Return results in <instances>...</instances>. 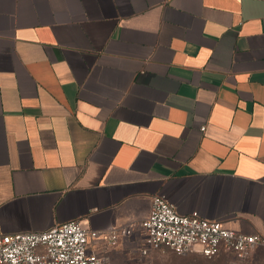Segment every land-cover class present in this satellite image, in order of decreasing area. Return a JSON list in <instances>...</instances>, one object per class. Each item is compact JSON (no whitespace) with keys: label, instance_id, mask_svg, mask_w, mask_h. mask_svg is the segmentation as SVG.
Returning <instances> with one entry per match:
<instances>
[{"label":"crops","instance_id":"obj_1","mask_svg":"<svg viewBox=\"0 0 264 264\" xmlns=\"http://www.w3.org/2000/svg\"><path fill=\"white\" fill-rule=\"evenodd\" d=\"M158 194L264 236V0H0V235Z\"/></svg>","mask_w":264,"mask_h":264},{"label":"built area","instance_id":"obj_2","mask_svg":"<svg viewBox=\"0 0 264 264\" xmlns=\"http://www.w3.org/2000/svg\"><path fill=\"white\" fill-rule=\"evenodd\" d=\"M137 235L143 256L172 249L206 257L228 251L245 258L257 246H264V236L259 233L236 231L198 211L183 214L165 195L158 194L152 199L149 215L139 222L92 229L75 219L45 230L1 234L0 264H111L105 247H116L122 239Z\"/></svg>","mask_w":264,"mask_h":264},{"label":"rangeland","instance_id":"obj_3","mask_svg":"<svg viewBox=\"0 0 264 264\" xmlns=\"http://www.w3.org/2000/svg\"><path fill=\"white\" fill-rule=\"evenodd\" d=\"M111 264H264V246H257L245 258H238L228 251L206 257L194 252L179 254L172 249L154 251L143 256L138 249H133L128 255L116 257Z\"/></svg>","mask_w":264,"mask_h":264}]
</instances>
